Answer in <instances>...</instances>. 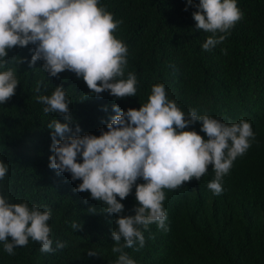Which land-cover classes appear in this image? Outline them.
Wrapping results in <instances>:
<instances>
[{"label": "trees", "instance_id": "trees-1", "mask_svg": "<svg viewBox=\"0 0 264 264\" xmlns=\"http://www.w3.org/2000/svg\"><path fill=\"white\" fill-rule=\"evenodd\" d=\"M98 6L123 21L113 34L128 49L122 78L136 75L134 97L118 100L107 91L95 95L73 72H62L59 78L48 76L41 69L43 61L30 67L33 45L10 49L0 60V72L13 69L19 81L16 94L0 104V162L9 169L0 181V194L10 203L27 202L30 208L35 204L41 211L45 206L51 210L48 223L54 249L42 253L40 244L30 239L26 247L9 255L0 242V264H116L119 254L112 252V230L118 216L105 214L106 205L92 200L90 193L76 192L82 181L73 182L69 173L58 175L49 168L54 153L48 124L65 121L58 114H45L36 97L50 96L55 87H63L71 101L73 129L78 124L81 136H99L116 115L114 104L122 111L139 110L148 102L152 86L160 83L182 112L196 109L198 115L223 123L248 117L256 124L259 143L237 157L223 178L219 196L201 190L212 177L211 169L199 181L185 182L176 190L164 189L163 207L166 212L174 210L170 236L152 224L144 231L143 248L137 251V245L124 251L135 264H264V205L260 199H264V0H237L242 19L223 43L207 52L202 44L211 33L196 30L192 14L198 9L188 6L187 0H99ZM201 127L196 123L188 131L206 140ZM250 196L260 211L246 204ZM120 202L125 206L121 215H135V187ZM90 208H96V214ZM73 222L83 225V230H73ZM57 241L66 247L57 249ZM89 250L97 256H89Z\"/></svg>", "mask_w": 264, "mask_h": 264}, {"label": "clouds", "instance_id": "clouds-1", "mask_svg": "<svg viewBox=\"0 0 264 264\" xmlns=\"http://www.w3.org/2000/svg\"><path fill=\"white\" fill-rule=\"evenodd\" d=\"M98 5L99 0H0V60L8 56L10 49L33 45L30 67L43 61L41 69L48 76L59 78L62 72H73L95 95L107 91L118 100L134 97L136 75L129 73L127 79L122 78L128 49L113 34L123 21L115 20L112 13ZM187 5L198 9L192 14L196 30L211 33L202 44L206 52L223 43L243 16L237 0H199L198 5L187 0ZM221 51L227 54L226 49ZM42 83L37 84V92ZM18 86L13 69L0 72V104H6ZM36 99L44 105L45 114H58L65 121L48 124L50 150L54 153L49 157V168L58 175L69 173L73 182L82 181L76 192L90 193L92 200L106 205L105 214L118 216L112 230V252L119 254L116 264H135L124 249L137 245V251L143 248L144 231L150 225L156 224L170 236L174 210L166 212L163 207L164 189L176 190L185 182L199 181L211 169L212 177L201 190L208 189L219 196L223 193V178L237 157L243 156L251 144L259 143L256 124L248 117H234L223 123L198 115L196 109L185 111L186 115L174 100L167 98L162 83L152 86L148 102L139 110L122 111L114 104L116 115L99 136H81L78 124L73 129L71 101L66 99L63 87L57 86L50 96ZM196 123L202 125L200 131L206 134V140L196 131H188ZM8 171L7 165L0 162V181ZM140 179L144 183L137 184ZM133 187L138 205L133 209L135 215L123 216L125 206L120 201L132 193ZM260 199L264 205V199ZM246 204L260 211L254 196ZM89 212L96 214V208ZM51 218L47 206L41 211L35 204L30 208L27 202L10 203L0 194V242L4 251L14 255V249L26 247L31 239L40 244L42 253L53 252L48 223ZM71 227L83 230V225L75 222ZM65 247L64 242H56L57 249ZM87 254L97 256L91 250Z\"/></svg>", "mask_w": 264, "mask_h": 264}]
</instances>
